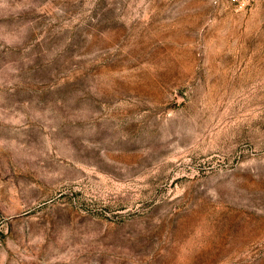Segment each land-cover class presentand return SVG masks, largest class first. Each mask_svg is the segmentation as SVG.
<instances>
[{
  "label": "rangeland",
  "instance_id": "obj_1",
  "mask_svg": "<svg viewBox=\"0 0 264 264\" xmlns=\"http://www.w3.org/2000/svg\"><path fill=\"white\" fill-rule=\"evenodd\" d=\"M0 264H264V0H0Z\"/></svg>",
  "mask_w": 264,
  "mask_h": 264
},
{
  "label": "built area",
  "instance_id": "obj_2",
  "mask_svg": "<svg viewBox=\"0 0 264 264\" xmlns=\"http://www.w3.org/2000/svg\"><path fill=\"white\" fill-rule=\"evenodd\" d=\"M253 1H256V0H228V2L232 5H235V6H243V5H246L250 2H253Z\"/></svg>",
  "mask_w": 264,
  "mask_h": 264
}]
</instances>
